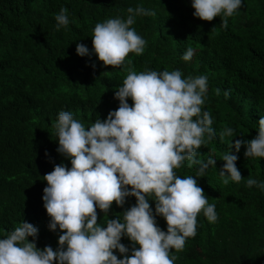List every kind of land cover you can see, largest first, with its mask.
<instances>
[{"label":"trees","instance_id":"trees-1","mask_svg":"<svg viewBox=\"0 0 264 264\" xmlns=\"http://www.w3.org/2000/svg\"><path fill=\"white\" fill-rule=\"evenodd\" d=\"M138 4L155 12L138 16L131 26L147 42L142 54L130 52L123 65L113 67L103 65L94 53H76L77 43L91 51L97 22L126 17L127 8ZM61 6L68 9L69 24L57 30L55 15ZM193 12L191 0H0V237L27 221L38 228V248L57 247L60 230L48 228L42 196L47 184L43 176L56 164L71 166L56 151L53 125L59 111H71L87 127L118 108L114 93L129 69L178 68L184 76H207L202 110L211 113L217 133L232 127L235 137L221 140L217 135L200 146L198 159H216L217 168L209 166L196 179L208 202L215 204L218 218L209 222L198 214L196 235L170 255L176 256L174 264H264V192L246 185L249 176L264 180V158L245 157V144L239 152L229 148L231 139L255 137L264 115V0H244L227 18V28L220 16L206 21ZM188 47L195 52L184 61L181 56ZM128 102L132 104L131 98ZM227 150L238 156V183L223 184L218 175ZM195 168L184 162L175 171L194 175ZM149 202L154 209L155 202ZM134 203V196L123 207L113 201L108 217L122 215ZM97 213L103 225L107 217L99 209ZM156 222L166 231L163 217L157 216ZM121 243L132 247L127 237Z\"/></svg>","mask_w":264,"mask_h":264},{"label":"clouds","instance_id":"clouds-1","mask_svg":"<svg viewBox=\"0 0 264 264\" xmlns=\"http://www.w3.org/2000/svg\"><path fill=\"white\" fill-rule=\"evenodd\" d=\"M243 3L191 0V7L194 17L211 21L220 16L221 26L227 28V18ZM144 15L155 12L138 4L127 8L126 17L97 22L91 51L84 43H77L76 53H94L103 65H123L130 52L140 55L145 51L146 40L131 27ZM55 21L57 30L66 27L68 9L61 6ZM194 52L188 47L181 59L190 60ZM207 92L206 75L184 76L178 68L129 69L114 93L118 108L110 110L103 120L98 117L86 127L71 111H59L53 125L56 151L71 166L56 164L43 176L47 184L42 196L50 218L48 228L60 230L57 247L38 248V228L22 221L0 237V264H174L176 256L170 252L183 250L186 239L196 235L198 214L209 222L218 218L215 204L208 202L196 179L205 176L209 166L216 167V159H198V150L217 135L221 140L235 137L232 127L219 133L213 128L214 118L201 107ZM256 129L250 140L231 139L229 148L239 152L245 144V157L264 158V115ZM237 159L235 153L224 152V163L218 170L223 184L241 181ZM184 162L188 167L196 166L194 175L177 174L175 170ZM246 185L264 192V180L249 176ZM130 196L135 197V203L122 215L109 218L113 201L123 207ZM150 200L155 202L154 209ZM97 209L107 217L103 225L97 222ZM157 216L166 221V231L157 224ZM122 237L132 243L131 249L121 243ZM113 250H118L121 258Z\"/></svg>","mask_w":264,"mask_h":264}]
</instances>
